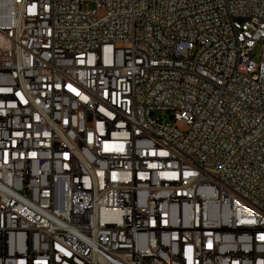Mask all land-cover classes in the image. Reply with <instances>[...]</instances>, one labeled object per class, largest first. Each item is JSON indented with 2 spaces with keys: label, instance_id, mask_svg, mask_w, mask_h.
Instances as JSON below:
<instances>
[{
  "label": "built area",
  "instance_id": "obj_1",
  "mask_svg": "<svg viewBox=\"0 0 264 264\" xmlns=\"http://www.w3.org/2000/svg\"><path fill=\"white\" fill-rule=\"evenodd\" d=\"M0 264H264V0H0Z\"/></svg>",
  "mask_w": 264,
  "mask_h": 264
},
{
  "label": "rangeland",
  "instance_id": "obj_2",
  "mask_svg": "<svg viewBox=\"0 0 264 264\" xmlns=\"http://www.w3.org/2000/svg\"><path fill=\"white\" fill-rule=\"evenodd\" d=\"M90 8H93V6H90ZM259 54H260V48L257 47L255 49V51H254V55H255L254 61H255V63H258L259 62Z\"/></svg>",
  "mask_w": 264,
  "mask_h": 264
}]
</instances>
